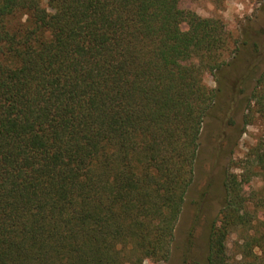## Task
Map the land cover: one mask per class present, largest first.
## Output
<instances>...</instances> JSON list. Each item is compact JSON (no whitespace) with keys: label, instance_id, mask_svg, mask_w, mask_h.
<instances>
[{"label":"trees","instance_id":"obj_1","mask_svg":"<svg viewBox=\"0 0 264 264\" xmlns=\"http://www.w3.org/2000/svg\"><path fill=\"white\" fill-rule=\"evenodd\" d=\"M181 1L0 0V264L166 260L205 117L228 89L244 125L264 119V68L235 75L255 38ZM252 149L263 163L264 139ZM250 179L225 174L195 264H228L252 228L264 253Z\"/></svg>","mask_w":264,"mask_h":264},{"label":"rangeland","instance_id":"obj_2","mask_svg":"<svg viewBox=\"0 0 264 264\" xmlns=\"http://www.w3.org/2000/svg\"><path fill=\"white\" fill-rule=\"evenodd\" d=\"M179 7L203 17L220 19L236 40L243 33L255 38L260 47L258 54L253 50L245 53L235 75L250 65L249 69H254L255 74L264 68V0H182ZM231 56L232 53L226 54L227 59ZM203 82L208 88L216 86L210 72L204 73ZM225 92L227 97L222 99V104L212 110L202 124L194 177L175 224L169 257L166 260L145 259L143 264H195L200 260L208 245L209 222L218 215L224 202L227 172H249L250 206L264 210V161L258 162L252 149L264 139V119L255 115L244 125L242 116L246 110L243 113L233 111L235 103H231L228 110L231 93L228 89ZM229 114L233 119H229ZM232 121L239 129L233 130ZM253 231L255 228L248 232L237 231L228 237V264H264L260 247L245 249V241L249 236L252 239Z\"/></svg>","mask_w":264,"mask_h":264}]
</instances>
